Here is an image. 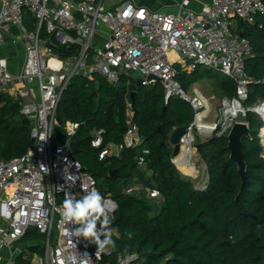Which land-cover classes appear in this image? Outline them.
I'll return each mask as SVG.
<instances>
[{
  "label": "built area",
  "instance_id": "built-area-1",
  "mask_svg": "<svg viewBox=\"0 0 264 264\" xmlns=\"http://www.w3.org/2000/svg\"><path fill=\"white\" fill-rule=\"evenodd\" d=\"M189 1L183 0L177 13H168L137 8L131 0H1L0 38L11 26L17 27L20 34L16 41L24 48V61L21 70L13 73L7 61L0 58V94L20 101L21 114L31 121L32 130L22 156L0 160V258L29 229L45 238L44 255L37 264H71L68 258L74 254L78 255L77 264L83 259L88 264H99L103 256L111 253L108 249L97 256L96 249L92 250L84 238L69 237V226L59 214L66 195L77 199L83 195L82 184L98 190L94 178L72 158L69 142L74 140L79 124L64 123V141L58 140L55 132L59 102L74 78L91 80L97 75L112 85L121 79L132 85L131 74L139 72L140 87L161 85L165 106L171 98L178 97L193 112L200 110L194 114L186 136L192 142L194 133H203L196 125V117L202 115L200 119H205L209 108L204 107L201 97H188L184 92L177 81L176 66L188 73L198 67L215 70L236 86L235 98H225L221 104L223 111L235 110V117L220 127L209 126L204 134L231 128L238 113L256 114V104L247 109L242 106L249 86L244 64L253 57L252 50L248 40L232 30L230 21L253 24L258 14H264L263 0H213L199 14L187 9ZM25 13L33 20V30H27ZM104 30L108 33L105 37ZM43 31L46 37L41 36ZM55 46L76 47L77 54L60 58L52 51ZM261 121L259 144L264 152V120ZM126 124L123 145L136 148L141 139L130 114ZM102 134L93 133L92 147H100ZM222 134L220 131L217 137ZM104 198L110 207L115 205L112 219L116 203ZM121 257L114 264H120ZM135 257L131 264L137 260Z\"/></svg>",
  "mask_w": 264,
  "mask_h": 264
},
{
  "label": "trees",
  "instance_id": "trees-1",
  "mask_svg": "<svg viewBox=\"0 0 264 264\" xmlns=\"http://www.w3.org/2000/svg\"><path fill=\"white\" fill-rule=\"evenodd\" d=\"M25 19L32 25L28 13ZM236 21L234 32L248 40L253 55L244 64L249 86L242 106L247 109L264 100L260 84L264 81V14H258L253 24ZM41 36L46 37L44 31ZM52 51L60 58L77 54L76 47L55 46ZM211 71L198 67L190 73L179 72L177 81L187 92ZM216 84L224 98H235L231 80ZM130 86L125 79L112 85L97 75L91 80L76 77L56 112L58 140L66 139L62 135L65 122L79 124L73 137L80 141L79 151L72 158L94 178L103 197L117 206L112 218L115 247L99 264H114L125 249L138 257L132 264H264V159L257 139L261 119L251 112L245 115L250 138L242 137L244 183L229 160L226 136L196 141L208 175L205 190L198 191L177 172L169 146L171 132L193 122L191 106L178 97L165 106L159 83L137 88L133 98ZM129 114L141 139L131 149L123 145ZM31 130L20 101L0 94V160L22 156ZM96 131L103 132L98 148L91 146ZM111 145L119 148V156L111 155ZM20 241L28 245L13 264H31L34 255L43 257L45 238L37 230L29 229Z\"/></svg>",
  "mask_w": 264,
  "mask_h": 264
},
{
  "label": "clouds",
  "instance_id": "clouds-1",
  "mask_svg": "<svg viewBox=\"0 0 264 264\" xmlns=\"http://www.w3.org/2000/svg\"><path fill=\"white\" fill-rule=\"evenodd\" d=\"M253 111L261 120H264V100L259 101L253 107ZM81 187L83 195L78 199L74 195H66L59 208V214L61 221L69 226L66 228V234L69 237L84 238L95 244L98 256L109 248L115 247L111 219V212L115 205L110 207L109 202L105 201L103 195L96 188L89 189L83 184ZM79 255L83 256L80 253ZM135 258V254L125 249L120 258V264H131ZM68 259L71 264H77L78 255H71ZM79 264H88V260H80Z\"/></svg>",
  "mask_w": 264,
  "mask_h": 264
},
{
  "label": "rangeland",
  "instance_id": "rangeland-1",
  "mask_svg": "<svg viewBox=\"0 0 264 264\" xmlns=\"http://www.w3.org/2000/svg\"><path fill=\"white\" fill-rule=\"evenodd\" d=\"M236 22H237L236 20L230 21V27L232 28V30H235L234 27H235ZM24 23L26 26L28 25V21L25 19V15H24ZM32 23H33V20H32ZM27 30L28 31L33 30V25H29L27 27ZM176 68H177L178 72H181L182 68H179L178 66H176ZM225 78L226 77L223 76L222 74L217 73V71H215V70H212L211 72H209L208 76L201 79L199 82L191 85L189 90L186 92L188 97L198 96V97H204L205 98V100L207 101V104H208L209 114L205 119H203V122L207 123V125H209V126H212L214 124L215 125L219 124L218 126L220 127L222 125V123L224 122L223 110L221 108V106H222L221 104L225 98H224L223 93L221 92L219 86L216 84V82L223 81ZM237 115L238 116L234 119V123L235 122H243V123L247 124L249 131H250V125L245 121V116H243L242 114H239V113ZM201 116L202 115H198L197 116L198 119H196L197 125L200 127L202 126V124H200L201 122L199 121ZM209 126H207V127H209ZM230 129L231 128L226 129V131H225V130H221V128H220V129H217V131H215V132H212V133L209 132V133H205V134L203 132L200 135L198 133H194L193 142H192L191 146H188L189 144L186 141L184 142V151H185V153L187 151H190V157H189L188 162L185 166L186 168L184 167L183 169L182 168L179 169V168H177L178 167L177 165L175 166V168H176L177 172L179 173V175L185 181H189L195 190H198V191L205 190V188L207 186V182H208L206 165L196 150V141L200 142V143H204L213 137H217L220 134V131H223L222 135L227 136ZM257 139H258V142H260L259 132L257 133ZM261 145H262V143H261ZM169 146H170V150L172 152V146L170 144H169ZM110 151H111V146H110ZM263 155H264V152H263ZM173 159H175V158H172L171 161H173ZM55 234H56V231L54 229L53 230V236H55ZM85 241L89 244H93L87 240H85ZM27 245H28L27 243L24 244V243H21V241L16 242L11 246L10 252L15 251V254H18L22 249L27 247ZM7 252H9V250H7ZM0 264H2V262H0Z\"/></svg>",
  "mask_w": 264,
  "mask_h": 264
},
{
  "label": "crops",
  "instance_id": "crops-1",
  "mask_svg": "<svg viewBox=\"0 0 264 264\" xmlns=\"http://www.w3.org/2000/svg\"><path fill=\"white\" fill-rule=\"evenodd\" d=\"M183 0H131L133 6L137 8L146 9L149 12H168V13H177L178 6L181 4ZM213 0H190L187 9L191 10L194 13L199 14L202 8L205 5H210ZM1 7V0H0ZM29 26L28 25L26 27ZM234 29L236 30V23ZM234 30V31H235ZM19 29L15 26H11L7 33H4L0 38V58H4L7 61L8 68L13 73H18L24 61V49L20 42H17L16 39L19 37ZM104 37L108 35V33L104 30ZM204 102V107L208 108V104L204 97H201ZM203 127H207V123L203 122L202 119L199 120ZM205 123V124H204ZM111 155L119 156L120 150L117 146L111 145ZM113 236H116L115 232H113ZM21 240V239H20ZM19 240V241H20ZM17 241V242H19ZM16 243V242H15ZM94 245L95 244H91ZM22 249L20 252H22ZM19 252V253H20ZM18 253V254H19ZM15 251L5 252L0 258V262L2 264H9L14 261ZM40 258L38 255H34L31 260V264H37V259Z\"/></svg>",
  "mask_w": 264,
  "mask_h": 264
},
{
  "label": "water",
  "instance_id": "water-1",
  "mask_svg": "<svg viewBox=\"0 0 264 264\" xmlns=\"http://www.w3.org/2000/svg\"><path fill=\"white\" fill-rule=\"evenodd\" d=\"M239 37H242L241 33L239 34ZM130 77L132 80H134V84L130 86L131 98H133L137 88L141 86L142 76L139 72L136 71L133 72ZM148 79H153V77L149 76ZM199 111L200 110L194 111V114H197ZM188 129L189 126H186L183 128H175L171 132L169 136V144L172 146V158H176L180 154L182 142L189 132ZM242 137L250 138L249 128L247 124L243 122H235L226 136L228 142L227 149L229 150V160L236 165L239 177L241 178L242 183H244L246 164L242 156ZM79 145V140H71L69 142V147L71 149L72 155L78 153ZM113 175L114 172L111 173V176ZM112 227H114L113 224Z\"/></svg>",
  "mask_w": 264,
  "mask_h": 264
},
{
  "label": "bare ground",
  "instance_id": "bare-ground-1",
  "mask_svg": "<svg viewBox=\"0 0 264 264\" xmlns=\"http://www.w3.org/2000/svg\"><path fill=\"white\" fill-rule=\"evenodd\" d=\"M234 114H235V110L226 109L225 111H223V119H224L225 123L228 124L230 119L235 117ZM196 119H198V118L196 117ZM196 125H197V122H196ZM198 127H199V130H202V132H207L209 129L208 127H202V126L201 127L198 126ZM261 131H262V135H264V128ZM185 141L189 144L188 146H191V144H192L191 137H185L184 138V140L182 142L181 152L174 160L175 166L177 165L178 166L177 168H179V169L180 168L183 169L186 166L188 159L190 157V151H187L186 153L184 151V142Z\"/></svg>",
  "mask_w": 264,
  "mask_h": 264
}]
</instances>
